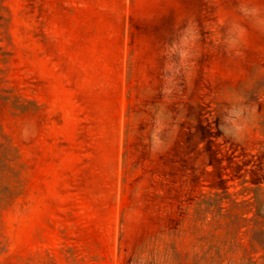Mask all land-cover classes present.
<instances>
[{"label": "rangeland", "instance_id": "rangeland-1", "mask_svg": "<svg viewBox=\"0 0 264 264\" xmlns=\"http://www.w3.org/2000/svg\"><path fill=\"white\" fill-rule=\"evenodd\" d=\"M254 187L264 0H0V264H150ZM247 229L211 256L264 264Z\"/></svg>", "mask_w": 264, "mask_h": 264}, {"label": "trees", "instance_id": "trees-1", "mask_svg": "<svg viewBox=\"0 0 264 264\" xmlns=\"http://www.w3.org/2000/svg\"><path fill=\"white\" fill-rule=\"evenodd\" d=\"M250 214L252 216L248 217ZM188 217V230L201 232L199 241L203 243L204 252L201 257L196 254L188 260L179 252V240L188 231L181 229L162 243L163 251H154L150 264H223L224 259L218 254L211 256L212 251L229 249L230 241L226 237L236 242L243 228H248L245 233L251 235L255 245L264 246V199L260 187L244 188L241 193L226 190L204 196ZM221 231L225 233L219 234Z\"/></svg>", "mask_w": 264, "mask_h": 264}]
</instances>
